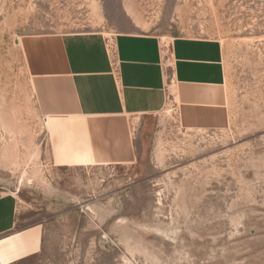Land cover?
<instances>
[{"label": "rangeland", "instance_id": "374dc122", "mask_svg": "<svg viewBox=\"0 0 264 264\" xmlns=\"http://www.w3.org/2000/svg\"><path fill=\"white\" fill-rule=\"evenodd\" d=\"M121 30L218 39L223 119L185 127L169 103L132 161L57 164L22 39ZM0 193L9 234L40 230L9 264H264V0H0Z\"/></svg>", "mask_w": 264, "mask_h": 264}, {"label": "crops", "instance_id": "0c3cea01", "mask_svg": "<svg viewBox=\"0 0 264 264\" xmlns=\"http://www.w3.org/2000/svg\"><path fill=\"white\" fill-rule=\"evenodd\" d=\"M39 104L49 115L57 164L132 161L137 126L171 103L179 123L221 122L226 104L222 43L211 37L121 30L31 34L22 39ZM17 198L0 193V264L34 254L40 230L11 233Z\"/></svg>", "mask_w": 264, "mask_h": 264}]
</instances>
